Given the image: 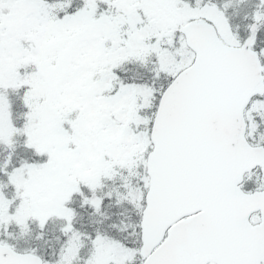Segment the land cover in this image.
Listing matches in <instances>:
<instances>
[{"label": "snow or ice", "instance_id": "obj_1", "mask_svg": "<svg viewBox=\"0 0 264 264\" xmlns=\"http://www.w3.org/2000/svg\"><path fill=\"white\" fill-rule=\"evenodd\" d=\"M0 264H264V0H0Z\"/></svg>", "mask_w": 264, "mask_h": 264}]
</instances>
